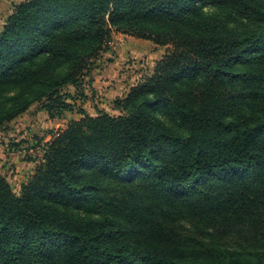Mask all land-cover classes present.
Masks as SVG:
<instances>
[{
  "label": "trees",
  "instance_id": "16d2710c",
  "mask_svg": "<svg viewBox=\"0 0 264 264\" xmlns=\"http://www.w3.org/2000/svg\"><path fill=\"white\" fill-rule=\"evenodd\" d=\"M114 28L173 48L122 113L81 109L21 193L0 172V264H264V0L15 4L0 128L86 99Z\"/></svg>",
  "mask_w": 264,
  "mask_h": 264
},
{
  "label": "rangeland",
  "instance_id": "374dc122",
  "mask_svg": "<svg viewBox=\"0 0 264 264\" xmlns=\"http://www.w3.org/2000/svg\"><path fill=\"white\" fill-rule=\"evenodd\" d=\"M24 0H0V30L7 23L15 4ZM206 9H209L207 7ZM173 48V44L159 45L153 40L137 37L113 29L106 50L94 56L86 69L83 90L87 98H77L71 109L61 113L43 108L45 100L35 101L31 107L0 128V172L5 175L17 193L28 182L38 165L45 160L48 142L73 119L100 111L122 113L118 102L144 79L152 75L157 62ZM67 90L74 93L73 86ZM69 102L70 99H68ZM47 102V101H45ZM168 125L184 131L170 114L162 115Z\"/></svg>",
  "mask_w": 264,
  "mask_h": 264
}]
</instances>
